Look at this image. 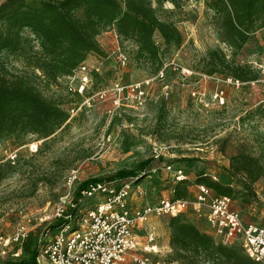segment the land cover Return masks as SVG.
<instances>
[{"label": "rangeland", "instance_id": "374dc122", "mask_svg": "<svg viewBox=\"0 0 264 264\" xmlns=\"http://www.w3.org/2000/svg\"><path fill=\"white\" fill-rule=\"evenodd\" d=\"M149 1L162 21L179 29L180 46L160 44L159 59L144 63L137 59V46L132 41L121 44L114 35H106L105 41L100 37L103 51L92 56L93 64H87L100 76L94 82H103V86L97 88L93 82L84 97L100 90L108 91L107 97L96 95L90 106L69 117L48 137L0 139V264H33L25 242L30 251L37 250L40 239L52 236L61 220L59 209H68L88 182L121 184L130 178H108L122 170L136 171L146 161L150 165L135 176H142L146 196L135 203L154 204L176 197L179 182L166 170L171 166L187 178L178 189L186 192L180 199L194 203L198 180L206 176L235 190L232 209L246 224L264 225V176L246 190L230 171L231 160L240 155L258 159L264 168V72L259 69L264 60V20L236 52L223 37L221 19L210 9L214 0ZM117 47L129 56L124 67L116 61ZM48 63L41 44L28 29L22 32L17 53H0V68L25 78L48 101L64 109L81 106L83 99L73 94L67 80H49ZM158 66L166 68L165 78L146 87L143 105L125 93L123 106L115 108L112 90L116 84L144 82L155 76ZM188 70L196 74L184 75ZM229 77L251 83L235 88L225 82ZM216 91L224 92V105L212 100ZM11 153L17 155L14 165L8 160ZM71 172H77L78 180L70 186ZM151 185L154 191L148 189ZM181 214L189 219L195 212L190 206ZM172 217H153L149 223V230L157 236V251L148 256L153 263L168 264L171 251L165 241ZM140 237L134 255L144 257L145 237Z\"/></svg>", "mask_w": 264, "mask_h": 264}, {"label": "trees", "instance_id": "16d2710c", "mask_svg": "<svg viewBox=\"0 0 264 264\" xmlns=\"http://www.w3.org/2000/svg\"><path fill=\"white\" fill-rule=\"evenodd\" d=\"M210 9L221 19L223 37L236 52L242 50L256 25L264 20V0H214ZM25 29L41 44L49 62L47 77L55 82L70 76L90 54H100L97 37L111 29L121 44L132 41L137 46V59L144 63L159 59L162 47L156 41L157 34L165 46H180L183 40L176 25L162 21L149 0H5L0 3V53H17ZM161 68L158 66L155 74ZM99 77L93 73L94 80ZM94 84L97 88L103 86V82ZM68 120L66 109L48 101L25 78L0 68V139L15 135L48 137ZM149 165V161L143 162L136 171L122 170L108 179L134 178L137 171L143 172ZM230 171L240 178L246 190H251L264 176L259 160L246 155L234 157ZM184 183H178L173 198L186 197V192L178 191ZM198 186H205L218 196L231 198L235 194L231 186L206 176H201ZM61 224L59 220L54 227ZM168 228L171 251L168 264H260L249 258L242 247L216 242L182 214L173 216ZM25 251L31 253L34 264L36 248L30 251L25 242Z\"/></svg>", "mask_w": 264, "mask_h": 264}, {"label": "built area", "instance_id": "2783aa9c", "mask_svg": "<svg viewBox=\"0 0 264 264\" xmlns=\"http://www.w3.org/2000/svg\"><path fill=\"white\" fill-rule=\"evenodd\" d=\"M116 39L119 40L118 37ZM115 58L120 66L124 67L129 63V56L121 47H117ZM165 69L162 67L154 77L144 82L128 86L116 84L112 90L115 108L123 106L125 93L136 100L138 105H143L146 99V87L154 80H163ZM259 69L264 72V60ZM93 73L87 62H84L70 76L62 78L70 83L73 94L83 99L81 106L75 104L66 109L70 118L83 107L90 106L96 95L101 99L107 97L106 90L84 97L89 85H93ZM183 74L193 76L196 73L188 70L183 71ZM210 79L221 81L217 77ZM225 82L235 88L251 83H243L233 78H226ZM164 94L166 98L169 97L167 89ZM191 94L193 97L197 96L196 92ZM212 100L224 105V92L216 91L212 95ZM16 158V153L8 156L9 162L13 165L16 164ZM166 170L174 174L177 182L187 179L181 170L175 171L171 166ZM141 177L130 178L129 181L121 184L100 180L88 182L80 190L76 201L69 204L68 209H59L57 217L62 220V224L56 227L52 236H47L48 239H40L34 264L45 262L48 264H160L153 263L148 257L157 251L155 243L157 236L155 232L149 230V223L153 217L177 216L188 210L190 206L197 213L205 210L207 223L214 230L218 243L240 246L249 258L264 264V225L246 224L240 213L232 209L230 197L212 194L209 188L198 186L194 203L186 199L164 198L154 204L151 202L136 204V199H143L146 196ZM77 180V172H71L68 184L71 186ZM148 189L154 191L152 185ZM140 236L145 237L142 248L146 253L144 257L134 255L139 246Z\"/></svg>", "mask_w": 264, "mask_h": 264}, {"label": "crops", "instance_id": "0c3cea01", "mask_svg": "<svg viewBox=\"0 0 264 264\" xmlns=\"http://www.w3.org/2000/svg\"><path fill=\"white\" fill-rule=\"evenodd\" d=\"M106 35H114L115 38L117 37L116 32L113 29L108 30L103 35L98 36L97 37V43H98L100 52L103 51V49H102L103 47H102V43L99 40V38L103 37L102 41H105L107 39V37H105ZM156 41H157V43L161 44V38H160V36L158 34L156 35ZM97 54H99V53L90 54L88 56V59H87L86 62L89 63L90 65L93 64L92 60L94 59V57H92V56L93 55H97ZM98 57H100V56H98ZM101 61L103 62L104 60H101ZM194 212H195V214L190 216L189 220L191 222H193L199 228V230H201L203 233H206V234L212 236L215 239V241L218 242L217 239H216V235H215L214 230L209 226V224L206 221L205 210H203V215H199L202 212L201 213H197L195 210H194ZM168 230H169V228H168ZM165 244H166V248H169V231H168V235H167V239L165 241Z\"/></svg>", "mask_w": 264, "mask_h": 264}]
</instances>
